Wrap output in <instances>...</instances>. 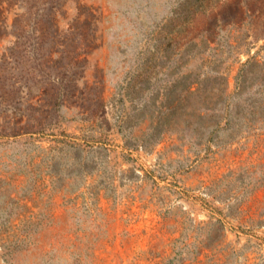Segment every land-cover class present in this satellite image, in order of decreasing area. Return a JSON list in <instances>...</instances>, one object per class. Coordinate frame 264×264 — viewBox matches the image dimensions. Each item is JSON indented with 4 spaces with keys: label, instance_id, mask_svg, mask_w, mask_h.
I'll return each instance as SVG.
<instances>
[{
    "label": "rangeland",
    "instance_id": "1",
    "mask_svg": "<svg viewBox=\"0 0 264 264\" xmlns=\"http://www.w3.org/2000/svg\"><path fill=\"white\" fill-rule=\"evenodd\" d=\"M219 1L0 0V264H264V61L237 77L263 40L204 32ZM193 7L213 55L172 41ZM186 61L228 106L161 96Z\"/></svg>",
    "mask_w": 264,
    "mask_h": 264
},
{
    "label": "trees",
    "instance_id": "2",
    "mask_svg": "<svg viewBox=\"0 0 264 264\" xmlns=\"http://www.w3.org/2000/svg\"><path fill=\"white\" fill-rule=\"evenodd\" d=\"M230 2H233L235 4L238 3V9H234L230 5ZM180 6L183 9L185 8V4L183 2H181ZM210 8H211L210 11L207 13V15L203 17V20H202V28L204 29V32H207V34L213 33L215 37L216 35H219L218 30H220L224 22L236 24L238 21H241L243 24H247L252 19V21L250 22L251 29H247V36L250 35L253 38V41L249 43L253 45L257 41L261 39L263 40L262 44L259 45V49H257L253 55H250L246 59V61L242 63V66L238 70V76H237L238 83L240 81L243 82L245 81V78L248 75H255V73L251 71V68H253V64L264 61V3L260 8H258V10H254L252 14H249L246 16H244L243 6H241L238 0H220L216 6L210 7ZM198 12H201V11L197 7H193L187 10V13L183 15L185 19L180 21L181 23L184 24V27L182 28L183 29L182 33L186 32L185 36L181 40L176 39L174 36L172 37V41L175 40L174 44L180 43L179 44L180 46L179 45L178 46L184 47L187 51H189L188 53L193 54V57L200 58L202 56L203 58L204 57L203 55L207 57L209 55L215 54V51H213L211 54H209L210 52H207V51H209V49L215 50L216 48H215V45L209 46V48H205V46L202 44V40L197 41L198 34L195 32V29H197L198 26L195 25V29H193V32L188 33V29L186 28L191 29L192 27H194V25L191 24L192 22L191 17L193 16V19L195 20ZM180 13L181 11L179 12L178 17ZM217 25H219V28L218 27L216 28ZM209 41L211 42L214 41L215 44H218V42L213 40L212 37L209 39ZM207 43H208L207 45H209L208 41ZM238 43L240 42H237V45H233V46L239 47ZM199 46H202L201 49L199 48ZM230 46L232 45L230 44ZM197 47L199 49H197V51L194 53L193 48H197ZM180 49L181 48H178L177 51L173 53V55L180 53L181 51ZM259 51L263 52V54L261 55V57L263 58L262 60L257 58ZM158 52L159 51L155 49L151 50L148 46H146L142 50V53H144L143 69L147 65V62L152 64L151 60L154 57L156 58L158 57L157 56ZM159 53H160L159 57H161L162 56L161 52ZM168 57L169 58L171 57L170 53L168 54ZM199 64L193 63V61H190V62L186 61V63L183 64L184 69L179 68L180 73H182L180 77L182 76V78L172 80L169 86H163L164 88L163 90H166V92L165 93L163 92L161 96L169 98V96L172 93H177V95L179 94V95L187 96V95L195 94L200 89H202L203 94H204L202 98V106L205 107V109L216 108L215 106H218V105L228 106L229 105L228 98L230 96V94L226 92L228 79L226 76L222 75V73L221 74L219 73L217 66L215 64H213V66H207V68H205V70L203 71L204 74L214 73L213 79L207 78V77L206 78L203 77L201 79H189L188 78V74L191 73V71H193V69ZM152 65L155 66L157 64H152ZM160 71L162 70L160 69ZM144 73L146 72L144 71ZM260 76L264 80V72L261 73ZM181 80H184V84L180 89H178L176 83ZM243 84H245V82L241 83L240 85H243ZM245 87L246 86L242 87L240 92H242V90ZM239 88L240 87H238V91H237L238 93H239ZM167 260L169 261L170 258H168Z\"/></svg>",
    "mask_w": 264,
    "mask_h": 264
}]
</instances>
